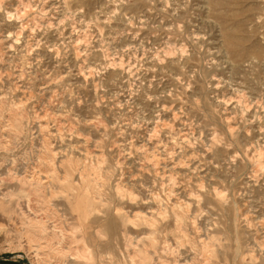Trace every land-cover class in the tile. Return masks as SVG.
<instances>
[{"label":"rangeland","instance_id":"obj_1","mask_svg":"<svg viewBox=\"0 0 264 264\" xmlns=\"http://www.w3.org/2000/svg\"><path fill=\"white\" fill-rule=\"evenodd\" d=\"M0 1V264H264V0Z\"/></svg>","mask_w":264,"mask_h":264},{"label":"bare ground","instance_id":"obj_2","mask_svg":"<svg viewBox=\"0 0 264 264\" xmlns=\"http://www.w3.org/2000/svg\"><path fill=\"white\" fill-rule=\"evenodd\" d=\"M214 2V1H213ZM214 3H216V2H214ZM0 4H1V1H0ZM220 4V3H219ZM216 5V4H215ZM214 5V7L215 8H217L216 6ZM227 29V28H226ZM237 31V30H236ZM229 32V31H228ZM240 35V34H239ZM232 36V35H231ZM245 37V36H244ZM240 39H242V38H240ZM245 40V39H244ZM245 42V41H244ZM246 44V43H245ZM228 45L230 46V47H232V46H234L233 45V42H232V40H231V37L229 36V39H228ZM240 45V44H239ZM235 47V46H234ZM242 48L244 47L243 45L241 46ZM258 49H260L259 47H257ZM241 49V48H240ZM239 49V50H240ZM249 49H251V48H249ZM239 50H237V51H239ZM246 50V49H245ZM233 52V51H232ZM242 52V51H241ZM258 52V51H257ZM256 52V53H257ZM239 53V52H238ZM242 53H245V51H243ZM234 54H236V53H234ZM233 54V55H234ZM261 54H263V53H261ZM254 55V54H253ZM255 57V56H254ZM234 58H237V56L236 57H234ZM241 58V57H240ZM243 58V57H242ZM241 58V59H242ZM237 62V61H236ZM1 144V143H0ZM48 166H50V165H48ZM4 181V179H3V177L1 176V174H0V189H1V186H2V182ZM34 181H35V179H34ZM29 182L30 183H32V180H29ZM35 183H37L36 185H37V189H42L41 190V192L43 191V193H44V201L42 202V205L44 206V207H46V204H48V201H49V197H50V194L51 193H53L52 191L50 192H46L47 191V189H46V186L43 184V182H41V178L40 177H38L37 179H36V181H35ZM75 188V187H74ZM2 190H3V188H2ZM20 191V190H19ZM22 193V192H21ZM24 193V192H23ZM17 194V193H16ZM220 194V193H219ZM18 195H20V194H18ZM4 194H2L1 193V190H0V219H1V225H0V227L1 226H3L2 228H6V227H8L9 225L7 224L8 222L7 221H14L15 222V218L13 217V215H12V213H10V209H9V205H8V203H7V201L5 200V198H4ZM41 207V206H40ZM12 210V209H11ZM15 211V210H14ZM50 215L51 214H46V212H45V215H44V217H32V219L29 221V224H30V228H32L33 229V235L35 236V238H37L38 237V235H41V236H43V234H45L46 233V231H47V229H48V226H47V220L49 219V217H50ZM16 216V215H15ZM16 217H18V216H16ZM19 218V217H18ZM7 222V223H6ZM18 222V221H17ZM4 223H6V224H4ZM19 223V222H18ZM62 223V222H61ZM11 227V226H10ZM3 230V229H2ZM1 230V231H2ZM37 232V233H36ZM1 233V232H0ZM65 238H66V236H65ZM37 239H39V238H37ZM40 239H41V237H40ZM64 240H67V239H64ZM69 241V240H68ZM204 243V242H203ZM205 244V243H204ZM208 246V245H207ZM239 246V245H238ZM82 248V247H81ZM207 248V247H206ZM81 251V250H80ZM203 251H204V249H203ZM211 251V250H210ZM207 253H208V251H206ZM219 252V251H218ZM203 253V252H202ZM204 254V253H203ZM213 254V253H212ZM82 259H85V256H80ZM146 257V256H145ZM214 257V256H213ZM166 258V257H165ZM207 258H209V257H207ZM222 258V257H221ZM139 259V258H138ZM161 259V258H160ZM76 260V259H75ZM147 260H148V258H147ZM163 260V259H162ZM209 260V259H208ZM105 261V260H104ZM160 261V260H159ZM122 262V261H121ZM135 262V261H134ZM176 262V261H175ZM73 263V262H72ZM109 263V262H108ZM118 263V262H117ZM116 263V264H117ZM210 263V262H209ZM76 264H79V263H76ZM185 264V263H184Z\"/></svg>","mask_w":264,"mask_h":264}]
</instances>
